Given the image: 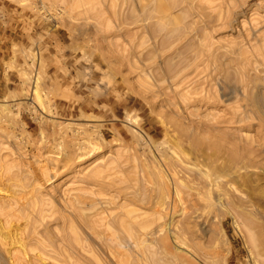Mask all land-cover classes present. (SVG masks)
I'll return each mask as SVG.
<instances>
[{
	"label": "rangeland",
	"instance_id": "obj_1",
	"mask_svg": "<svg viewBox=\"0 0 264 264\" xmlns=\"http://www.w3.org/2000/svg\"><path fill=\"white\" fill-rule=\"evenodd\" d=\"M157 1L0 0V264H264V0Z\"/></svg>",
	"mask_w": 264,
	"mask_h": 264
},
{
	"label": "bare ground",
	"instance_id": "obj_2",
	"mask_svg": "<svg viewBox=\"0 0 264 264\" xmlns=\"http://www.w3.org/2000/svg\"><path fill=\"white\" fill-rule=\"evenodd\" d=\"M156 2H159V1H157L156 0ZM168 2H170L171 3V1H168ZM167 2V3H168ZM160 3V2H159ZM162 4V3H161ZM172 4H173V1H172V3L170 4L171 6H172ZM161 6V5H160ZM164 6V5H163ZM158 7H159V5H158ZM157 7V8H158ZM168 8V7H167ZM166 8V9H167ZM165 9V8H164ZM156 11V10H155ZM159 11H161L160 9H159ZM158 12V11H157ZM160 14H162L161 12H160ZM175 20V19H174ZM178 21V20H177ZM246 181H248V180H245V183H246ZM247 184V183H246ZM175 189H174V191H175V195L177 194L178 195V193H179V190H178V188L177 187H174ZM161 189V188H160ZM235 189V188H234ZM164 190V189H163ZM236 191L238 190V189H235ZM161 192V191H160ZM162 192H164V191H162ZM162 194V193H161ZM220 198H221V195L220 194H217V196H216V199L218 200H220ZM166 227V226H165ZM8 239H9V237H8ZM12 244V243H11ZM5 246V245H4ZM7 248L9 249V247L7 246ZM5 249V248H4ZM8 249H5L7 252L9 251ZM5 251V252H6ZM10 252V251H9ZM8 254V253H7ZM8 256V255H7ZM9 257V256H8ZM13 257V256H12ZM10 258V257H9Z\"/></svg>",
	"mask_w": 264,
	"mask_h": 264
}]
</instances>
